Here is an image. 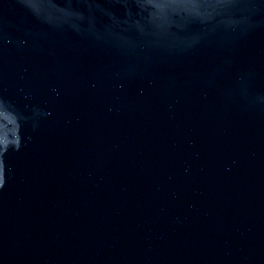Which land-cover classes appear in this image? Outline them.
I'll return each instance as SVG.
<instances>
[{"label": "water", "instance_id": "water-1", "mask_svg": "<svg viewBox=\"0 0 264 264\" xmlns=\"http://www.w3.org/2000/svg\"><path fill=\"white\" fill-rule=\"evenodd\" d=\"M80 2L0 0V264H264V11Z\"/></svg>", "mask_w": 264, "mask_h": 264}, {"label": "clouds", "instance_id": "clouds-1", "mask_svg": "<svg viewBox=\"0 0 264 264\" xmlns=\"http://www.w3.org/2000/svg\"><path fill=\"white\" fill-rule=\"evenodd\" d=\"M18 2L23 5L26 9L29 8L28 0H18ZM80 3H88V0H81ZM70 6L71 0H70ZM241 6L242 7H256L259 10V13L261 15L262 9L260 7V4H256L255 0H241ZM41 23H45V21H41ZM260 27V24L258 25ZM252 29V24L247 19H242L240 22L234 26V27H228V28H204L200 31V34L196 38H188L185 40H181L178 43H174L173 46L170 49H167V51L174 53V54H183L190 51H193L203 45L208 44L211 42V40L216 37L218 34H226L230 35L233 38H244L248 32ZM77 34L82 35L83 38L89 39L94 43L99 44H108L109 42L106 40H101L95 33L93 32H86V33H80L77 31ZM175 41V40H173ZM239 79H238V86H239ZM248 102L251 104H255V99L253 98H247ZM2 103H8L7 101H0ZM9 104V103H8ZM20 147V143L18 147H14L13 151H17ZM7 151V149H5ZM2 186V184H0Z\"/></svg>", "mask_w": 264, "mask_h": 264}]
</instances>
